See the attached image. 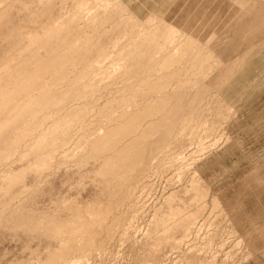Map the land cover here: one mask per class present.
<instances>
[{"label": "rangeland", "instance_id": "rangeland-1", "mask_svg": "<svg viewBox=\"0 0 264 264\" xmlns=\"http://www.w3.org/2000/svg\"><path fill=\"white\" fill-rule=\"evenodd\" d=\"M88 1L0 0V84L45 53L39 38L33 43L35 34L57 24L63 29L51 44L89 43H80L85 60L68 69L70 82L59 88H73L82 79L77 75L87 76L89 88L96 84L61 108L53 105L39 121L37 116L29 125L19 123L30 131L16 150L6 152L0 142V264H264V0ZM77 4L86 10L81 6L80 12ZM143 43L142 64L149 70L141 65L126 79L122 54ZM165 56L180 61L157 69ZM165 76L173 78L162 95L176 93L181 82L190 88H183L186 94L181 90L187 96L180 108L186 114L196 110L195 119L184 132L176 127L180 134L175 131L167 148L158 142L149 147L145 162L131 174L122 170L119 180L105 177L104 159L88 154V142L116 127L110 116L136 113L155 100L161 92L150 96L148 87ZM145 81L141 89L149 95L146 90L145 96L134 95ZM75 109L86 110L85 116L63 135L59 131L61 141H47L49 149L39 154L35 142L54 138L55 123ZM153 118L143 126L159 119ZM10 135L14 140L16 134ZM107 177L116 181L106 182ZM80 209L94 221L96 210L106 214L94 226L99 231L91 235L94 243L85 248L93 227L90 234L78 231L82 238L77 235L74 251L54 262L65 239L52 228L50 233L46 223L75 220Z\"/></svg>", "mask_w": 264, "mask_h": 264}, {"label": "bare ground", "instance_id": "bare-ground-1", "mask_svg": "<svg viewBox=\"0 0 264 264\" xmlns=\"http://www.w3.org/2000/svg\"><path fill=\"white\" fill-rule=\"evenodd\" d=\"M87 2H89V1L87 0ZM77 5L79 6V8H81V6H82V5L80 6L79 4H77ZM78 6H77V8H78ZM82 7L86 10L85 6H82ZM81 10H82V8L80 9V12L83 11V10L82 11ZM77 13H79V12H77ZM96 14H98V13H96ZM77 16H83V15L78 14ZM96 18H97V16L92 18L93 22L97 21ZM62 29H63V27L60 25L58 26V24H57L55 26L54 25L48 26V28L43 27V29L38 31L37 34H35V40L33 41V43L34 44L38 43L39 42L38 38H39L40 42L44 46V49H45L44 52L45 53L40 55V56L36 55L34 60H31L30 62H26L24 65L21 66V68H19L16 71V73L12 74L13 77L12 76L10 77L12 79H9V80L7 79V81H4L3 84H0V142H2V145L6 146L5 147L6 152L7 151L12 152V151L16 150L19 147L18 145H19V143H21L20 141L22 140V138H24L26 133L28 131H30L28 129V127L26 126V125H29L28 123L26 124V121H29L30 119L34 120V118L36 119L37 116H38V121H39V116L42 115L43 112L50 110V108H52L53 105H58L59 108H61L62 105L64 106V104L67 102H70V100H73L74 98L83 97L84 94L87 95L89 92H91V90L94 89V87H95L94 85H96V84L92 83L90 85L91 88L86 86L85 83H86V81H88V79L85 80L86 79L85 77H87V76L85 75V73L83 71L82 73H83V75H85V77L81 76V75L80 76L77 75L78 78L82 77V79H78L76 81L77 78L75 77L76 79L74 80V77H73V80L76 82L75 84H72L73 88H68L66 91H62L59 88L66 81L70 82L69 75H68V72H69L68 69H70V67H72L74 64L77 66L79 64L80 60H81V63L84 62V60H85V55L82 53V50H81L82 45L80 43H83L86 45L89 44L87 42V40H85V41L78 40L75 42L63 41L57 45L51 44L52 42L50 39H53L54 37H56L58 32ZM133 32H131V34ZM75 34L79 35L80 31L75 33ZM165 34L168 37L169 33L167 32ZM77 35H75V36H77ZM157 36H158V34L157 35L153 34V37H152L153 40H156ZM166 36L164 35V36H162V38L166 37ZM142 37H144V36H142ZM140 38L138 37V41ZM142 40L144 41V43H146V42L148 43V41H145L146 39H142ZM147 40H149V39H147ZM141 42H139V43L141 44ZM139 43H138V45H139ZM153 43H152L153 50L156 49L158 51L159 45H157L156 41H154ZM143 44L141 46V47L144 46L143 48L137 47L138 45L136 46L137 49L139 48L138 50L135 47H133L136 50V51L133 50V52L131 51L132 48H130L131 49L130 51H128L129 48L128 49L126 48L127 52H125L126 50H125V48H123V50H125L124 51L125 53L123 52L124 55L122 54L123 57H121L122 58L121 64L123 65V66L122 65L121 66L124 67V70H125L124 76H126V73H127L128 77L127 78L125 77L126 79H129V77L133 76L136 72H138V70L141 69L142 66H145L148 69V67H147L148 65L147 66L145 65L146 63L142 64L143 60L146 58H143L145 55H143L144 53L142 52L141 49H146V47H147V46H145L146 44H144V45ZM160 49H162V48H160ZM119 56H121V54ZM173 58H170V56L169 57L165 56V58L162 59L163 61H161V63H159L156 68L160 69V70H164L167 68L172 69L173 67H171V66H173V65L175 66V63L180 61L179 58L178 59H175V58L173 59ZM149 60H151V58ZM118 61H120V59ZM154 65H156V64H154ZM119 68H120V65H119ZM121 70L123 71V69H121ZM201 70H202V68H201ZM155 71H157V70H155ZM157 72H159V71H157ZM82 73H80V74H82ZM175 74H177V73H175ZM175 74L172 76H175ZM141 75L142 74L140 73V76ZM122 76H123V74H122ZM83 77H84V79H83ZM136 77H139V75ZM165 77L164 78L162 77L163 79L161 77H160L161 79L160 78L157 79L159 82L158 81L156 82L155 80H153V81H155V82H153V83H155L154 85H153L152 81H149L152 83L151 86L152 85L153 86L150 87V85H149L148 88L150 91L148 89H144V90H146V91L143 90L144 93L147 92L145 94L149 95L148 94V91H149V92H152L150 94V96L151 95L153 96V92H158V90H159V92H161L160 90L162 88L164 89L165 86H167V84H169L168 82L172 81L171 79L173 78L172 77L170 80H168L169 77L168 76L166 78ZM194 77H196V76H194ZM139 79H141V78H139ZM133 80L135 82V79H132V81ZM141 80H139V81L141 82ZM192 80H194V79H192ZM189 81H190V83H189ZM189 81H188L189 85L190 86L193 85L191 83H193L194 81H192V82H191V80H189ZM145 82H144V84L139 83L140 89L138 87L133 89V90H135L134 95L135 94L137 95V93L140 92L143 96H145L143 91H142V89H143L142 87L147 88L146 86H148V84H149V83L147 84V82L146 83ZM185 82H187V81H185ZM195 82H194V85H195ZM181 83L179 84L178 91L176 93H171L172 95L169 94L170 96L166 95L167 93L166 94L164 93V95H162V92H161V94L159 93V95L155 94V96L157 98L155 97L156 98L155 100L153 98V101H151V102L148 101V103L146 105L144 104L140 110L138 109L139 111L137 110L136 113L131 112L132 114H130L128 112L131 116L130 115L128 116L127 115L128 113L123 115L122 113L124 111L120 113L121 115H119V114L115 115V118L113 116H110L111 117L110 118L111 123L114 122V125L117 124L116 127L114 128L113 127L114 125L112 124V127L114 129L108 130L106 128L107 130L106 129L104 130L103 135H101L100 137H97V138L95 137L94 139H92L90 142H88L89 143V144H87L88 147H86L89 150V152L87 151L88 154L91 152V154L95 155L93 157L91 154H89V155H91V157H93L94 159H95V157L96 158L100 157L98 159H101V158L104 159V163H103V160L101 162L104 165V167H103L104 170L102 169L104 174L102 173L101 170H100V173H102L103 175L107 174V175H105V177L110 175V177L112 176L115 179L117 178V180H119V178H122V176H121V175H123V174H121L122 170H123V172L125 171V172L131 174L130 171L132 170V168L134 171L136 166H140L142 164V162H145V161H143L144 160L143 157H145L146 154H148V152L151 151V149L149 151H147L149 149V147L152 148V146L157 144V142H158L162 148H167L168 146H170V144H172V142L170 143V141L173 138V135L175 134L176 127L179 126V130L183 131L184 127L187 124H189V122H190L189 119H192V120L195 119L196 116L195 117L193 116L195 114V111H196L195 109H192L193 111L195 110L193 112L194 114H190L189 112H187V114H186V111L183 112L180 108L181 102H183L185 100L183 97L187 96V95H183V94H186L185 91L189 88V87H187V84H184V83L181 84ZM141 85H143V86L141 87ZM78 87H82V88H84V90H81ZM127 87H128V85H127ZM132 87H134V86H132ZM184 87H186V90L183 92ZM129 89H132V88H129ZM181 90H182L183 94L181 93ZM130 91L133 93L132 90H130ZM140 93L138 95H140ZM187 93H188V91H187ZM55 107H57V106H55ZM80 109L79 110L75 109V111L74 110L70 111L69 118L67 120L63 121L62 123H59V121H57L55 123L57 130L55 131V133H52L55 136L54 138H51V139L50 138H47V139L46 138H40L41 140L38 138L39 140H37V142H35V144L37 143L36 148L38 149L39 154L41 152H44V151L46 152V150L49 149L48 143L46 144L47 141H49V142H52V141L56 142L58 140L61 141L60 134L63 135L62 131L64 132V131L69 130L71 128V126L74 125L72 123H74L75 120L79 119L81 121V119L83 118L81 116H85L84 113L86 110L83 112ZM133 113H135V114L133 115ZM80 117H81V119H80ZM152 117H154L153 119H156L155 117H159V119H158V121L154 120V122L148 120L150 122V124H149V122H147L148 125L144 127L143 126L144 121L149 119V118L152 119ZM112 118H114V119H112ZM19 123L20 124L21 123L26 124V125H21L22 127H20ZM38 123H40V122H38ZM177 123H179L181 126L178 125ZM17 125L19 126V128L17 127ZM40 125H38V126H40ZM15 126L17 128H15ZM112 127H110V128H112ZM14 128H15V130L16 129H18V130L12 131V130H14ZM20 128H21V130H25V131L19 132ZM22 128H24V129H22ZM29 128H31V127H29ZM33 128H32V130H33ZM26 129H28V131ZM59 131H60V134L58 133ZM7 133H9V134H7ZM10 133L12 136H13V134L14 135L16 134V136H14V140L12 137H10V138L8 137L10 135ZM176 133L180 134L179 131L178 132L176 131ZM155 136H158L157 138H155L156 140H154ZM6 137L9 138L10 140H8ZM129 137L131 138V140L130 141L125 140L127 144L126 143H125L126 145L123 144L122 148H121L119 145L124 141V139L129 138ZM175 139H177V138H175ZM51 144L54 145L53 143H51ZM155 146L153 148H155ZM116 148L117 149L119 148L120 151L116 150ZM158 149H160V148H158ZM159 151H161V150H159ZM163 151H166V149H163ZM155 153H156V151H155ZM42 159L44 160V158H42ZM145 160H146V158H145ZM123 177L125 179V176H123ZM109 179L110 178L107 177L106 182L107 181L113 182L115 180V179L112 180V178H111L112 181L111 180L109 181ZM125 181H127V179H125ZM120 182H122V181H120ZM76 209H77V207H76ZM81 209H80V211H78L79 213H77L78 216L76 215L75 220H72L71 218H70L71 221H69V219H68L67 222L66 221L61 222L59 220L60 222L56 221L55 224H53L52 226H51V224L46 223V225H48V227H49V230H50V228H52L51 230H53V232L50 230V233L52 232L54 234V236L56 234H57V236H59V235L64 236L63 240L65 239L63 242L64 245L61 248V250L59 249L60 251L54 253L53 254L54 256L52 255L51 259L53 261L55 259L56 260L58 259L59 261H61L62 258L60 260V257L65 258L66 256L64 257L63 255H65V254L68 255V252L71 253L72 251H74L73 247H74L75 243L77 242V239L79 237L82 238L81 236L78 235L79 234V233H77L78 231L81 233L85 232L86 234H90L92 232L90 234V237L89 238L87 237V241H85L86 239L83 240V242L84 241L86 242V245L84 242L85 248L90 247V245H92L94 243V241L92 240L93 237L91 235H94V234H95V236L97 235L96 233H98L99 231L96 232V229H97V228H95L96 224L97 223L101 224L103 219H104V215H106V214H103V212H97L96 213V211H98V210H96L94 212L95 214L94 213L91 214V219L94 216V219H95V221H94L93 219L92 220L85 219V218H87V217L83 216L85 211L83 212ZM16 212H18V211H16ZM105 212H107V210ZM15 215H13V216H15ZM85 215L87 216L88 214L86 213ZM52 223H54V221ZM26 227H27V225H26ZM45 227H44V229H45ZM48 227H46V228H48ZM53 227H54V229H53ZM92 227L94 229H91L92 231L90 232L89 230ZM99 228H101L100 225H99ZM45 230H47V229H45ZM49 230H47V231H49ZM87 231H88V233H87ZM100 231H101V229H100ZM77 235L79 237H77ZM92 241H93V243H92ZM79 244H81V243H79ZM84 245L82 246L83 248H81L80 246H78V243H77V246L80 247L81 249H83V250L80 249L81 251H84V249H85ZM78 250H79V248H78ZM59 261H57V262H59Z\"/></svg>", "mask_w": 264, "mask_h": 264}]
</instances>
